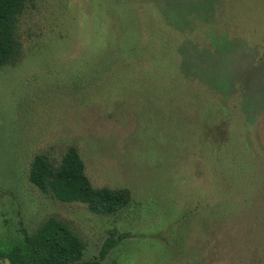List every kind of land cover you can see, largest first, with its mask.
Instances as JSON below:
<instances>
[{
	"label": "rangeland",
	"instance_id": "obj_1",
	"mask_svg": "<svg viewBox=\"0 0 264 264\" xmlns=\"http://www.w3.org/2000/svg\"><path fill=\"white\" fill-rule=\"evenodd\" d=\"M0 68V244L47 217L98 264H264V0H31ZM73 145L111 214L28 178Z\"/></svg>",
	"mask_w": 264,
	"mask_h": 264
},
{
	"label": "trees",
	"instance_id": "obj_2",
	"mask_svg": "<svg viewBox=\"0 0 264 264\" xmlns=\"http://www.w3.org/2000/svg\"><path fill=\"white\" fill-rule=\"evenodd\" d=\"M30 1L0 0V68L16 62L21 55L18 20ZM28 178L39 190L51 193L59 201L84 203L97 214L115 213L131 199L128 188L93 186L73 145L57 164L46 154L35 155ZM122 238L109 231L98 255L83 259L86 247L83 239L67 222L49 216L33 232L22 227L16 240L0 244V264H98Z\"/></svg>",
	"mask_w": 264,
	"mask_h": 264
}]
</instances>
